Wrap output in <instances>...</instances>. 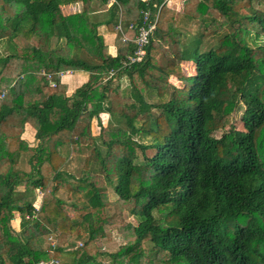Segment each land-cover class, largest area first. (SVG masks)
I'll return each mask as SVG.
<instances>
[{
	"label": "trees",
	"instance_id": "1",
	"mask_svg": "<svg viewBox=\"0 0 264 264\" xmlns=\"http://www.w3.org/2000/svg\"><path fill=\"white\" fill-rule=\"evenodd\" d=\"M96 1L0 0V264H264V0L165 3L126 67L153 3Z\"/></svg>",
	"mask_w": 264,
	"mask_h": 264
},
{
	"label": "built area",
	"instance_id": "2",
	"mask_svg": "<svg viewBox=\"0 0 264 264\" xmlns=\"http://www.w3.org/2000/svg\"><path fill=\"white\" fill-rule=\"evenodd\" d=\"M147 3L152 2V6L155 8L152 10L151 8H147L146 10L142 11V16L140 19V22L138 23H129L128 28L134 30V36L130 39L127 37V35L124 33L123 25L121 22V13L119 14V20L117 24L115 25V28L120 32L121 34V39L123 41H132L134 43V49L132 53L128 54L126 56V59L123 61L122 66L126 67L130 64H134L137 62H141L146 55V48L147 45L150 41V38L153 34V32L156 29L158 17H159V12L163 4H167L168 0H165L163 3L157 4L153 0H142ZM106 5L113 6V5H118L116 0H106ZM67 72V71H66ZM115 73V71H111L109 75L105 78H109ZM59 74L57 75V77ZM48 79V82L51 86L55 85V81L53 80V77L51 75L46 76ZM6 88H0V102L5 96L6 93ZM49 244L51 245L50 248L47 251H52V249L55 247V241L52 237H48ZM32 264H62L58 259L56 258H51V259H42L37 262H34Z\"/></svg>",
	"mask_w": 264,
	"mask_h": 264
},
{
	"label": "rangeland",
	"instance_id": "3",
	"mask_svg": "<svg viewBox=\"0 0 264 264\" xmlns=\"http://www.w3.org/2000/svg\"><path fill=\"white\" fill-rule=\"evenodd\" d=\"M179 1V0H178ZM168 3H170V0H168ZM172 3V5H173V2H171ZM176 5V4H175ZM95 6V5H94ZM258 6V5H257ZM177 7L178 8H182V1H179L178 3H177ZM258 7H260L261 9H264V2H263V4H259V6ZM75 10V7L74 6H65L64 7V13H67V12H70V11H74ZM90 17H91V19H95V20H100L101 18L100 17H97V16H95V17H93L92 15H90ZM184 70H185V72H193L194 71V69H193V67H192V65L190 64V63H187L185 66H184ZM170 83H173V84H175V85H177V86H179V85H181V82L180 81H178V80H176V79H174L173 77L172 78H170ZM123 83L125 84L126 83V81L123 79ZM157 99V97L156 98H154V100H156ZM240 114H241V112L239 111V112H237L236 114H235V117H234V119H238L239 117H240ZM104 121H105V123L109 126V127H115V126H117V124H119V123H117L116 124V120H117V118H115V117H108L107 116V118H105L104 117ZM133 137L134 138H136V137H139L138 135H133ZM140 139V138H139ZM141 142H143V143H147V142H149L150 140L148 139V138H143V137H141V140H140ZM139 155V159H141V156H140V154H138ZM81 167V161H79V160H75L74 158H71V159H69L68 160V162H67V166L65 167V169L68 171V172H70V173H74L75 175H79L80 174V168ZM89 171L90 172H93V173H100V164L98 163V162H91L90 164H89ZM40 195V192H37V196H39ZM59 195L60 196H63V197H66L65 196V194L63 193V192H60L59 193ZM109 198L111 199V200H113L114 198H115V195L112 193V191H110L109 192ZM72 198V200L75 202V203H77V204H80V203H82V202H84V197L82 196V195H80V194H73L72 196H71ZM127 220H129V221H131V222H134L135 220L130 216V215H128L127 216ZM14 224H16L17 223V220H14V222H13ZM117 238V241L119 242V243H121V242H123V239L121 238V237H116ZM81 243H82V241H81V239H79V240H77V242H76V245H81ZM148 246V244H145V247H147Z\"/></svg>",
	"mask_w": 264,
	"mask_h": 264
},
{
	"label": "crops",
	"instance_id": "4",
	"mask_svg": "<svg viewBox=\"0 0 264 264\" xmlns=\"http://www.w3.org/2000/svg\"><path fill=\"white\" fill-rule=\"evenodd\" d=\"M179 1H182V5H183V0H179ZM178 0H170V3H168L167 2V6L168 7H171V8H174V9H177V10H179L180 8H178L177 7V3L179 2ZM171 2H173V5H172V3ZM176 4V5H175ZM74 6L75 7V10L74 11H70V12H67V13H65V14H69V13H75V12H77V11H80V9H81V3H70V4H67V5H64V6H62V10H63V12H64V7L65 6ZM107 5L106 6H104L103 4H101L100 3V1H96L95 2V6L93 7V9L91 10V15L93 16V17H95V16H97V17H100L101 19L100 20H102V19H106V13H107ZM114 52H116L117 53V50L115 49L114 50ZM65 73H70V71H67V72H65ZM30 122V124L31 125H34L35 124V121L34 120H32L31 119V121H29ZM35 126V125H34Z\"/></svg>",
	"mask_w": 264,
	"mask_h": 264
}]
</instances>
